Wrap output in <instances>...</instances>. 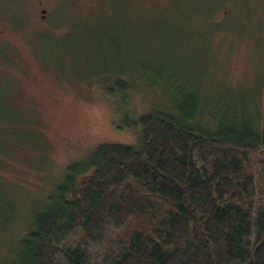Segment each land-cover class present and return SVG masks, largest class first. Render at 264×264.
Segmentation results:
<instances>
[{"label":"rangeland","instance_id":"1","mask_svg":"<svg viewBox=\"0 0 264 264\" xmlns=\"http://www.w3.org/2000/svg\"><path fill=\"white\" fill-rule=\"evenodd\" d=\"M103 72L135 88L134 114L172 105L169 80L217 121H248L264 109V0H0V196L38 206L69 164L137 141L90 79Z\"/></svg>","mask_w":264,"mask_h":264},{"label":"trees","instance_id":"2","mask_svg":"<svg viewBox=\"0 0 264 264\" xmlns=\"http://www.w3.org/2000/svg\"><path fill=\"white\" fill-rule=\"evenodd\" d=\"M91 76L137 141L69 164L38 206L0 196V264H264L263 102L217 121L165 80L174 103L134 114L132 85Z\"/></svg>","mask_w":264,"mask_h":264},{"label":"water","instance_id":"3","mask_svg":"<svg viewBox=\"0 0 264 264\" xmlns=\"http://www.w3.org/2000/svg\"><path fill=\"white\" fill-rule=\"evenodd\" d=\"M42 13H43V15L45 16L46 9H43V10H42Z\"/></svg>","mask_w":264,"mask_h":264}]
</instances>
